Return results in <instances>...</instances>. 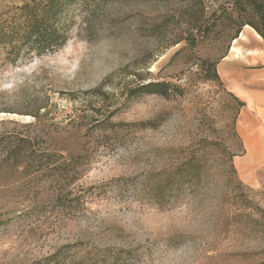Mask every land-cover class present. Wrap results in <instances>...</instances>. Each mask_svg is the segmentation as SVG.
<instances>
[{
    "label": "rangeland",
    "instance_id": "1",
    "mask_svg": "<svg viewBox=\"0 0 264 264\" xmlns=\"http://www.w3.org/2000/svg\"><path fill=\"white\" fill-rule=\"evenodd\" d=\"M25 1L0 0V10ZM224 2L113 0L88 11L77 4L61 49L14 64L0 54V136L36 138L38 148L60 161L91 153L71 172L66 192L119 178L137 185L145 176L174 171L194 152L206 160L200 183L180 193L171 209L138 200L133 185L67 209L56 197L60 185L28 182L16 169L0 166V220H8L0 228V264H33L61 248L68 257L122 250L125 264H264V161L244 168L247 149L238 130L241 114L249 113L264 149V121L223 81L204 79L205 62L216 64L218 73L240 20L229 4L231 14L213 27L200 10L211 13ZM184 10L196 12L205 28L193 45L185 41L192 19L180 16ZM249 45L259 49L254 41ZM263 68L259 58L237 71L264 88ZM151 81L180 91L168 99L126 100L129 89ZM234 98L244 103L238 113ZM106 121L156 127L116 129L106 132L107 140L97 139ZM239 190L251 202L247 209L228 202Z\"/></svg>",
    "mask_w": 264,
    "mask_h": 264
},
{
    "label": "trees",
    "instance_id": "2",
    "mask_svg": "<svg viewBox=\"0 0 264 264\" xmlns=\"http://www.w3.org/2000/svg\"><path fill=\"white\" fill-rule=\"evenodd\" d=\"M107 3L113 0H26L19 6L10 7L7 10H0V54H3V60L14 64L19 58L32 55L42 56L46 53L54 52L61 49L67 43V28L71 25L72 20L69 15L72 9L81 5V9L91 10L98 2ZM219 5V9L212 10L211 13L200 10V14L208 15L206 25L212 22L220 23L222 16L231 14L228 10L230 4L231 11L238 14L239 20L236 23V30L232 40H236L245 26H249L254 32L264 40V0H224ZM79 2V3H78ZM231 2V3H230ZM227 5V6H226ZM221 9V10H220ZM227 10L229 13H227ZM192 11V10H191ZM196 12L180 13V16H186L192 20L188 22V37L185 38L187 44L193 45L196 37H203V24H198L195 18ZM197 14V13H196ZM194 15V16H192ZM197 16V15H196ZM229 25V24H228ZM195 33V34H193ZM206 81H217L222 85L220 77L216 71V64L205 62L203 64ZM98 91V90H95ZM180 91L179 86L165 82H148L138 83L135 87L129 89L126 100H133L141 96H157L168 99ZM236 101V112L244 107V103L234 98ZM102 124L99 126L97 139L107 140L109 138L107 131H115L122 128L155 129L153 122H139L125 125ZM231 132L236 136L235 129L231 127ZM58 160L53 154L46 153L38 148L36 138L4 135L0 136V166L16 169L24 180L33 182L36 179H44L46 183L54 187L60 185V191H57L56 197L61 200L60 203L65 208H83L93 200L103 198L108 191L112 189L125 190L128 186L134 187L132 193L138 200H146L148 203L158 205L161 209H171L175 206L176 198L182 193H189L192 188L197 186L201 181L200 170L206 162L204 154L198 156L192 153L187 159L174 171L162 175H148L136 185L133 180L116 179L112 182L100 186L88 187L86 189H77L74 187L68 192L71 184V172L86 164L91 159V153L85 151L83 155L77 154ZM205 160V161H204ZM229 170L235 175L233 165L230 164ZM52 171L56 175H51ZM51 175V176H50ZM54 183V185H53ZM136 185V186H135ZM234 185L240 189V182L234 178ZM51 187V188H52ZM63 192L62 195L59 193ZM181 193V194H180ZM64 194V195H63ZM73 195V196H71ZM227 197L231 206L242 204L244 209L250 207L251 202L245 197L242 190L233 191ZM63 196V197H62ZM56 199V202L58 201ZM239 206V205H238ZM235 218H244L248 220V215L236 214ZM250 220V219H249ZM8 220H0V228L5 226ZM66 249V248H65ZM64 248L57 250L54 254L49 255L33 264H125L122 256V250H89L80 256L68 257Z\"/></svg>",
    "mask_w": 264,
    "mask_h": 264
},
{
    "label": "crops",
    "instance_id": "3",
    "mask_svg": "<svg viewBox=\"0 0 264 264\" xmlns=\"http://www.w3.org/2000/svg\"><path fill=\"white\" fill-rule=\"evenodd\" d=\"M253 41L259 49L251 51L249 44ZM233 47H236V50ZM259 58L264 63V40L251 28L245 26L239 37L233 41L227 54L221 59L218 65V75L233 93L238 97L247 99L249 108L255 110L258 113L257 116L262 115L264 121V88L252 82L247 78V75L242 76L237 71L243 63L249 64ZM234 70L238 73H235ZM261 75L264 77V68ZM248 114L247 112L241 114L238 130L247 149V157L243 166L246 170H252L259 161H264V149L262 145L261 147L258 144L257 135L254 131L255 123L248 118Z\"/></svg>",
    "mask_w": 264,
    "mask_h": 264
},
{
    "label": "bare ground",
    "instance_id": "4",
    "mask_svg": "<svg viewBox=\"0 0 264 264\" xmlns=\"http://www.w3.org/2000/svg\"><path fill=\"white\" fill-rule=\"evenodd\" d=\"M234 50H236V47H233Z\"/></svg>",
    "mask_w": 264,
    "mask_h": 264
}]
</instances>
